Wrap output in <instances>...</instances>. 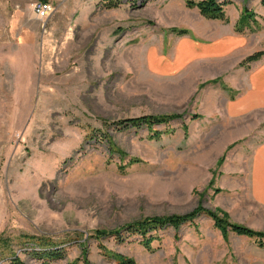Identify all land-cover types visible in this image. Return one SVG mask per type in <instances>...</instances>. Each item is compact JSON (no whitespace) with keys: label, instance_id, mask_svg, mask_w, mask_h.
I'll list each match as a JSON object with an SVG mask.
<instances>
[{"label":"rangeland","instance_id":"1","mask_svg":"<svg viewBox=\"0 0 264 264\" xmlns=\"http://www.w3.org/2000/svg\"><path fill=\"white\" fill-rule=\"evenodd\" d=\"M35 1L0 0V236L25 264L43 261L23 234L57 244L53 264H119L109 252L132 264H245L244 244L224 240L204 213L153 231L150 248L138 234H95L200 205L259 230L246 224L256 211L245 186L227 183L264 141V111L232 119L226 105L240 90L231 73L264 51L262 0H219L229 20L218 24L189 0H49L47 18ZM246 8L258 23L244 30L258 36L250 47L182 65L194 53L183 38L239 33ZM145 114L182 116L152 129L119 123Z\"/></svg>","mask_w":264,"mask_h":264},{"label":"crops","instance_id":"2","mask_svg":"<svg viewBox=\"0 0 264 264\" xmlns=\"http://www.w3.org/2000/svg\"><path fill=\"white\" fill-rule=\"evenodd\" d=\"M260 13L264 15V10H260ZM211 21L217 24L219 22V20ZM236 23H232L233 26L231 25V27L228 26V29L231 30L232 33L234 32L233 28ZM228 24H230V22ZM245 32H234L231 35H223L225 37L215 38V40L208 39L207 41L196 40L189 36L183 38V40L191 41L194 53L192 56L185 59L182 62V65L193 58H198L199 63H204L206 60L212 58L211 55H213L211 60L214 61L216 59V57L214 58L215 54L218 53L219 55V53L223 50L230 53L233 48L240 46L241 44H244L242 49H244L246 45L247 48L250 47V42H252L255 38H258V36H252L256 33L249 36V34H246ZM245 42H247V44H245ZM233 54L234 53L229 54L230 58ZM177 55L178 51L176 53V56ZM232 71L233 69L231 72ZM226 74L227 72H223V75ZM231 77L230 81L233 82L231 85L238 86L237 89L240 90L233 98H227L226 106L228 117L232 119L240 118L255 111H264V56L246 64L245 66L239 65V67L234 70V75L231 73ZM248 153L249 155H246V152L244 153L246 158H248L245 171L243 173L240 172L242 173V176L239 179L232 176L233 181L227 183V185L229 184L228 190L235 191L238 185L245 186L247 197L249 198V201L254 204V210L256 211L253 219H249L250 221L247 220L246 224L254 226L260 231H264V141L255 145ZM225 169H227L226 175L236 173L229 172L228 166ZM238 191L240 192V190ZM220 233L222 238L225 240L226 237L224 238L221 230ZM228 235L229 241L233 239V241L244 244V250H241L240 254L242 257H245V264H264V245L259 244L258 238L256 239V237L238 234L232 231L229 232ZM239 264L243 263L239 260Z\"/></svg>","mask_w":264,"mask_h":264},{"label":"trees","instance_id":"3","mask_svg":"<svg viewBox=\"0 0 264 264\" xmlns=\"http://www.w3.org/2000/svg\"><path fill=\"white\" fill-rule=\"evenodd\" d=\"M108 7H113L118 5V2L109 0ZM227 2L219 0H189L188 5L190 7H197L200 13L207 19L210 20H222L228 22V17L225 12V5ZM264 5V0H262ZM256 13L250 11L247 8L243 11V15L240 18V22L237 24L236 29L239 32H243L245 29H253L254 24H258L256 20ZM259 28V26H258ZM178 33H186L185 30H179ZM264 55V51H258L249 55L243 62H251L260 59ZM182 115L180 114H165V115H154V114H145L138 117L128 118L125 120H120L119 123H126L132 125H140L141 123L146 124L150 129L155 125L166 124L169 121L179 118ZM161 131L155 130L154 136L159 137ZM111 140V139H109ZM111 152H118L121 158L127 157V154L113 145V142L110 141ZM140 162L139 158H130L128 160V165ZM123 167V166H122ZM204 213L213 219L215 226L218 227L224 237H227L229 232H235L238 234L255 236L258 238L260 245H264V231L255 230L241 223L231 222L225 215L220 216L218 212L210 210L203 206H197L191 212L185 214H175L169 216H152L146 217L144 219L125 223L123 226L114 229H101L96 230V237L101 238L104 236H115L120 237L121 231H126L130 234H138L142 237V244L150 248L151 243L156 239V235L152 234L153 231L158 229L165 228L167 226H174L176 229L179 228L183 223L188 221H194L195 218ZM28 242L34 243L39 250H32L30 254L42 260V264H53L51 261L55 259H60L63 257V250L57 248V244L50 241L47 237L38 236L33 234H23ZM10 237L1 235L0 236V260L9 259L11 264H25V262L20 258L19 255L11 247ZM110 256L120 259L119 264H132L133 260L123 259L119 254L110 253ZM86 264H91L88 260H85ZM77 264V263H72Z\"/></svg>","mask_w":264,"mask_h":264},{"label":"built area","instance_id":"4","mask_svg":"<svg viewBox=\"0 0 264 264\" xmlns=\"http://www.w3.org/2000/svg\"><path fill=\"white\" fill-rule=\"evenodd\" d=\"M35 14L40 18H47L54 9L49 0H36L33 4Z\"/></svg>","mask_w":264,"mask_h":264}]
</instances>
